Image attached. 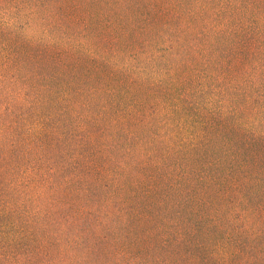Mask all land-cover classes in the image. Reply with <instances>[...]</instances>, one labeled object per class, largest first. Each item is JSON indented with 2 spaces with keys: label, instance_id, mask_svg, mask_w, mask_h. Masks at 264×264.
Masks as SVG:
<instances>
[{
  "label": "rangeland",
  "instance_id": "1",
  "mask_svg": "<svg viewBox=\"0 0 264 264\" xmlns=\"http://www.w3.org/2000/svg\"><path fill=\"white\" fill-rule=\"evenodd\" d=\"M0 264H264V0H0Z\"/></svg>",
  "mask_w": 264,
  "mask_h": 264
}]
</instances>
